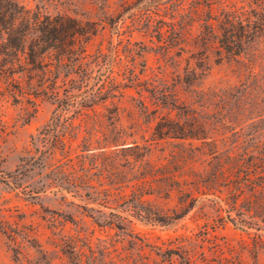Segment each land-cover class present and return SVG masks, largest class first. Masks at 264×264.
Listing matches in <instances>:
<instances>
[{"label":"rangeland","instance_id":"1","mask_svg":"<svg viewBox=\"0 0 264 264\" xmlns=\"http://www.w3.org/2000/svg\"><path fill=\"white\" fill-rule=\"evenodd\" d=\"M18 1L28 9L91 23L96 33L87 49L103 53L95 75L114 71L117 82L130 84L127 77L136 73L160 89L159 98L162 87L173 91L181 109L170 115L185 122L189 112V122L201 126L195 131L201 138L157 143L152 158L176 151L174 173L186 188L137 198L126 182L134 175L126 153L82 150L86 134L96 135L91 148L105 145L102 133L113 124L104 107L85 118L75 117L74 110L58 114L57 102L33 94L39 77L0 76V264H264V185L257 186L264 178L253 175L247 182L241 173L245 190L240 194L225 183L220 192L200 187L212 177L220 154H264V34L237 60L212 61L192 79L183 70L187 52L180 69L163 70L161 42L154 27L147 30L144 17H157L162 0ZM69 77L55 79L61 91ZM125 91L121 123L141 122L146 129L136 136L141 143L143 135L151 138L154 114L143 111L139 87ZM142 93L148 109H154L158 100L149 90ZM57 118L82 122L75 149L61 148L64 129L52 126ZM234 201L236 209L229 204ZM118 215L132 225H111Z\"/></svg>","mask_w":264,"mask_h":264},{"label":"trees","instance_id":"2","mask_svg":"<svg viewBox=\"0 0 264 264\" xmlns=\"http://www.w3.org/2000/svg\"><path fill=\"white\" fill-rule=\"evenodd\" d=\"M155 14L157 17L149 13L144 18L147 30L154 27L161 42L163 70L167 71L171 66L180 69L182 53L187 52L183 68L185 78L201 76L212 61L237 60L248 53L252 44L264 34V0H162ZM95 33L96 28L91 23H82L67 14H45L26 8L18 0H0V76L10 81L39 77L41 83L33 89V94H42L57 102L58 114L74 110L75 117L85 118L90 111L99 114L98 107H104L113 124L109 133H106L107 129L102 133L105 145L91 148L96 135L86 134L85 149L82 150L106 152L113 148L111 152L114 155L126 153L128 166L134 171L126 182L132 183L131 188L137 198L154 192H164L169 196L174 190L182 191L186 188L185 180L176 176L175 163L171 161L176 151L154 160V146L170 138L200 139L195 131L201 130V126L198 128L189 122V112L185 122L171 116L174 110L181 109L179 97L162 87L165 90L159 98L156 92L160 89L156 85L151 86L149 81L143 82L136 73L127 77L130 84L117 82L114 71L104 77L95 75L103 54L99 51L94 55L87 49ZM72 73L77 78H70ZM60 74L69 77L62 91L55 80ZM176 76L182 75L178 72ZM133 87H139L143 111L148 115L154 114L150 116L154 123L151 138L143 135L141 143L136 137L142 130L146 131L142 129L141 122L133 119L128 126L121 123L123 96L126 88ZM143 90H149L158 100L154 109H148ZM162 108L166 109V114L159 112ZM97 123L105 129L104 118L98 119ZM52 126L60 131L64 129L59 138L61 148L65 150L69 145L75 149L73 142L83 130L82 122L71 120L64 123L57 118ZM250 156L248 152L237 151L220 154L213 165L212 177L200 183V187L220 192L225 183L232 191L242 193L245 190V182H241L243 175L247 182L253 175L264 178V154ZM263 185L261 182L257 186ZM229 204L234 209L238 208L237 201ZM116 217L117 220L110 221V224L117 228L124 229L133 223L121 215ZM187 263L190 264L189 261Z\"/></svg>","mask_w":264,"mask_h":264}]
</instances>
